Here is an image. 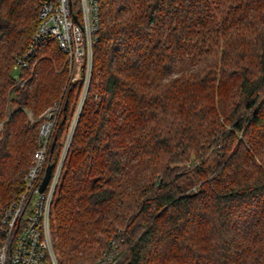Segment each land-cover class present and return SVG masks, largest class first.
I'll use <instances>...</instances> for the list:
<instances>
[{
	"label": "trees",
	"instance_id": "16d2710c",
	"mask_svg": "<svg viewBox=\"0 0 264 264\" xmlns=\"http://www.w3.org/2000/svg\"><path fill=\"white\" fill-rule=\"evenodd\" d=\"M38 2L0 0V210L38 147L22 106L40 114L67 78L56 70L66 54L45 41L7 113ZM78 86L46 165L59 161ZM81 105L51 214L64 264H94L112 240L115 264H264V0H100Z\"/></svg>",
	"mask_w": 264,
	"mask_h": 264
},
{
	"label": "built area",
	"instance_id": "2783aa9c",
	"mask_svg": "<svg viewBox=\"0 0 264 264\" xmlns=\"http://www.w3.org/2000/svg\"><path fill=\"white\" fill-rule=\"evenodd\" d=\"M40 23L27 50L15 58L14 77L23 87L27 80L21 72L30 67L36 51L47 40H56L69 58L75 75H83L88 90L94 60V44L100 29V0H39ZM85 91V92H86ZM53 122L47 120L34 160L24 176L18 197L0 210V226L4 240L0 245V264H64L57 252L51 214L56 188L62 171L60 161L51 179L40 191L46 172ZM123 253L115 240L94 264H115Z\"/></svg>",
	"mask_w": 264,
	"mask_h": 264
},
{
	"label": "rangeland",
	"instance_id": "374dc122",
	"mask_svg": "<svg viewBox=\"0 0 264 264\" xmlns=\"http://www.w3.org/2000/svg\"><path fill=\"white\" fill-rule=\"evenodd\" d=\"M37 9H38V4H37ZM36 31H37V28H36ZM36 31L34 32V35H35ZM38 60L39 59L36 58L34 60L33 64L29 67V69H27V70H30L29 74H26L27 71H25L26 75H24L23 78L27 80V83L32 81L34 75H37L34 70H35V67H36V65L38 63ZM64 60L65 61L62 64V66H58L56 68V70L58 72H61L62 70H65V69L67 70V78H66V82L64 83L63 90H62V93L60 95V98L58 100H55L52 105H50V106L46 107L45 109H43L41 111V113L38 114V115L35 114L30 108H28L26 106H22V108L25 110L26 115L28 117L29 124L31 126H33L35 124L38 125V130H39L38 147H39V144H40L41 129H42L43 123L45 121H47V120H51L54 123L53 124V129H52V132H51V135H50V144H51L52 136L54 135L55 130H56V123H57V121L59 119V115H60V112L62 110V106H63V104L65 102L64 101L65 100V92L67 91V89L69 88V86L71 84L79 83V86L76 89L77 97L75 98V106H74V108H73V110L71 112V116L72 117H70L69 124L66 127V130L64 132V137L62 139V142H63L62 144L63 145H62L61 155H60V158H59V161H58V163L61 161L62 164L64 162V159H65L66 155H67V152H68V149H69V146H70V142H71V138L73 136L74 129H75L76 124H77L76 123V119H77V115H78V113H79V111L81 109L80 105H81V103L84 102V98H85L86 93L88 91V90L86 91L87 87H86L85 82H84L85 81L84 77H82V76H84V72H82L83 75L81 74L80 76H76L75 75L76 71H75V69H72L70 61H69V58L67 57V55L65 56ZM12 72H13V75H14V73H15L14 69H12ZM17 87H19V86L17 85V80H16L14 86L11 87V89L9 90V93H8L7 113H11L17 108V106L12 103V99L15 97V93H16ZM4 121L5 120L0 121V137H1L2 130L4 128ZM73 125H74V128H73ZM72 128H73V130H72ZM38 147L36 148V150L38 149ZM36 150L33 153L32 159L30 161V164H29L26 172L28 171L30 165L32 164V162L34 160V155H35ZM26 172H25V174H26ZM25 174H24V176H25ZM23 179H24V177H23ZM13 200H11V201H13Z\"/></svg>",
	"mask_w": 264,
	"mask_h": 264
},
{
	"label": "water",
	"instance_id": "95a60500",
	"mask_svg": "<svg viewBox=\"0 0 264 264\" xmlns=\"http://www.w3.org/2000/svg\"><path fill=\"white\" fill-rule=\"evenodd\" d=\"M81 108H82V107H81ZM80 111H81V109H80ZM80 111H79V113H78V115H77L76 123H77V121H78V118H79V115H80ZM53 168H54L53 164H48V165H47V167H46V172H45V174H44V177H43L42 183H41V185H40V191H44V190L46 189V187H47V185H48V183H49V181H50V179H51L52 172H53Z\"/></svg>",
	"mask_w": 264,
	"mask_h": 264
},
{
	"label": "bare ground",
	"instance_id": "6f19581e",
	"mask_svg": "<svg viewBox=\"0 0 264 264\" xmlns=\"http://www.w3.org/2000/svg\"><path fill=\"white\" fill-rule=\"evenodd\" d=\"M81 107H82V105H81ZM81 107H80V108H81Z\"/></svg>",
	"mask_w": 264,
	"mask_h": 264
}]
</instances>
